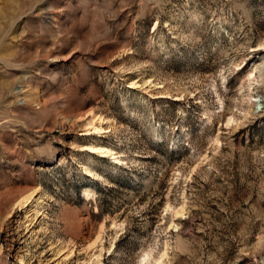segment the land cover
Wrapping results in <instances>:
<instances>
[{
    "label": "rangeland",
    "instance_id": "rangeland-1",
    "mask_svg": "<svg viewBox=\"0 0 264 264\" xmlns=\"http://www.w3.org/2000/svg\"><path fill=\"white\" fill-rule=\"evenodd\" d=\"M0 264H264V0H0Z\"/></svg>",
    "mask_w": 264,
    "mask_h": 264
},
{
    "label": "bare ground",
    "instance_id": "bare-ground-1",
    "mask_svg": "<svg viewBox=\"0 0 264 264\" xmlns=\"http://www.w3.org/2000/svg\"><path fill=\"white\" fill-rule=\"evenodd\" d=\"M98 122V121H97ZM96 123V122H95ZM100 123V122H99ZM99 123H97V124H99ZM89 125H91L92 127H93V129L94 130H98V127H95L94 126V123L93 122H91ZM96 125V124H95ZM108 151H104V153H107Z\"/></svg>",
    "mask_w": 264,
    "mask_h": 264
}]
</instances>
